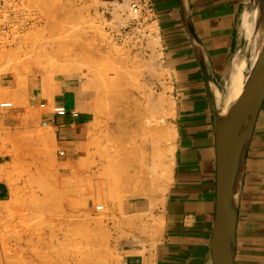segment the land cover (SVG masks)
<instances>
[{"label":"rangeland","instance_id":"rangeland-1","mask_svg":"<svg viewBox=\"0 0 264 264\" xmlns=\"http://www.w3.org/2000/svg\"><path fill=\"white\" fill-rule=\"evenodd\" d=\"M109 1L20 0L23 32L0 34V103L13 104L0 108V179L11 191V199L0 202V264H126V255L155 263L162 223L153 211L159 202L141 220L124 214L121 204L140 193L155 198L171 183H162L150 169L146 174L144 167L139 189H124L137 157L147 158L157 144L170 150L174 139L163 130L171 128L174 110L172 74L154 26L139 37L121 30L132 0ZM254 9L252 0L247 10ZM241 33L250 65L254 40L242 25ZM51 48L63 60L51 56ZM44 67L50 74L43 77L38 70ZM52 74L54 95L60 90L56 82L71 81L95 116L79 152L83 157L73 164L58 154L62 149L46 126L54 99L46 102L43 80ZM161 118L165 123H158ZM147 119L157 134L148 130ZM98 180L113 189L98 192Z\"/></svg>","mask_w":264,"mask_h":264},{"label":"crops","instance_id":"crops-1","mask_svg":"<svg viewBox=\"0 0 264 264\" xmlns=\"http://www.w3.org/2000/svg\"><path fill=\"white\" fill-rule=\"evenodd\" d=\"M151 1L155 13L149 25L155 27L164 62L172 74L175 106L168 120L175 130L172 182L156 198L124 197L121 208L126 215L138 216L159 202L153 211L162 223L154 264H212L210 244L217 199L214 102L216 91L223 93L230 83L238 52L246 55V68L249 65L247 52L243 54L241 25L243 11L252 0ZM54 86L60 89L54 102L79 112L78 117L69 113L46 121L65 151V161L73 164L83 157L79 152L95 116L83 105V97L71 81ZM45 100L48 103L49 97ZM10 195L8 184L0 179V202L9 201ZM125 262L148 261L126 255ZM235 264H264V102L241 175Z\"/></svg>","mask_w":264,"mask_h":264},{"label":"water","instance_id":"water-1","mask_svg":"<svg viewBox=\"0 0 264 264\" xmlns=\"http://www.w3.org/2000/svg\"><path fill=\"white\" fill-rule=\"evenodd\" d=\"M254 1L256 9L260 8L263 14L264 22V0ZM262 39L260 36L255 43L254 55L250 59L249 68L244 72L241 94L226 114L216 108L217 199L210 244L212 264H235L241 175L247 149L264 102Z\"/></svg>","mask_w":264,"mask_h":264},{"label":"bare ground","instance_id":"bare-ground-1","mask_svg":"<svg viewBox=\"0 0 264 264\" xmlns=\"http://www.w3.org/2000/svg\"><path fill=\"white\" fill-rule=\"evenodd\" d=\"M252 2V1H251ZM35 24V23H34ZM242 26L243 28L247 31V36L249 35L250 37H252V39L254 40V48L253 51L255 50V43L257 41V38H259L260 36L263 38L262 40H264V22H263V14L262 12H260V8L259 10L258 9H254V11L252 13H249L248 10H244L243 11V18H242ZM246 36V37H247ZM156 37V36H155ZM153 38V37H152ZM152 40L154 41H157L156 38H153ZM156 43V42H155ZM54 45V44H53ZM53 45H52V48H53ZM58 46V45H57ZM251 46V45H250ZM51 48V49H52ZM53 49H56V48H53ZM51 50L50 51V55L52 56L53 54L56 55L54 56L56 60H63L61 58L60 55H57L58 53H61V51H55V50ZM47 56V55H46ZM52 57V58H54ZM49 59H51L50 57H48ZM64 60H67V59H64ZM53 64V63H51ZM205 65V64H204ZM51 68H54L53 66H51ZM63 68V67H61ZM246 68V62H245V59L242 58V55L238 52L236 57L234 58V61H233V68H232V71H231V80H230V83L228 85V88H227V91L225 92V94L223 93H220L219 91H216V99H215V104H216V107H218L220 110H221V113L222 114H226L229 107L237 100V98L239 97V95L241 94L242 92V89H243V84H244V79H245V76H244V69ZM229 69V68H228ZM44 77V75L49 72L50 74V70L49 69H46V67H44L43 69H39L38 70ZM52 71V70H51ZM68 71H72V68L70 67ZM53 74L50 76L49 75V79L50 80H43V82H45V89H44V94L45 96L47 95L50 99H53V96H54V88L52 86V77ZM35 77V76H34ZM228 78V77H227ZM37 78H33V81H36L37 82ZM160 98V97H159ZM158 98V99H159ZM156 100V99H155ZM159 101V100H157ZM162 101L163 100H160V104L161 106L163 105L162 104ZM5 103H12V102H1L0 103V108L2 104H5ZM157 103V102H156ZM155 104V103H154ZM158 104V103H157ZM156 104V105H157ZM159 104V106H160ZM13 105V104H12ZM154 105V107L156 106ZM164 106V105H163ZM158 108V107H157ZM165 108V107H164ZM169 108V107H168ZM173 108H174V105H173ZM151 110V109H150ZM157 111H159L157 109ZM162 111V109H161ZM156 112V111H155ZM166 112V111H165ZM174 112V110H173ZM151 115H155L154 114V111L153 109L151 110ZM173 114V113H172ZM148 123V126L150 127V129H148L149 131H157V129H154L153 130V127L151 126H154V121L151 120V119H147L146 121ZM162 123H165V119L164 118H161L160 121H158V123L161 124ZM158 125V124H157ZM168 127V126H166ZM146 130V129H145ZM160 130V129H159ZM163 130V129H162ZM165 130V131H164ZM163 132L164 133H168L169 136L175 137V130H173V128L169 127V130L167 129H164ZM147 133V132H146ZM161 133L162 131L160 130V132L158 133V136L161 137ZM157 134V133H156ZM150 136V135H149ZM147 136V137H149ZM165 136V135H164ZM152 137V136H151ZM167 137V136H166ZM42 138H44L42 136ZM156 138V137H155ZM147 139V138H146ZM154 139V138H153ZM169 139V138H168ZM155 140H153V143L151 144L152 146L153 145H156L155 143ZM148 141V140H147ZM150 141V140H149ZM157 141V140H156ZM151 142V141H150ZM174 145H171L170 147V150H166V151H163L162 148L160 147L159 144L156 145V147L152 148L151 149V154L149 153L147 158L140 155L141 156V159L140 157H137L136 159L138 161H134V167H133V171L134 173L132 175L129 174V177L127 179V183L126 185L124 186V189H125V192H131L132 190H136V189H139L140 187V184L139 182H143V179L145 178V173L146 171L148 172V169H150V174L151 175H154L155 173H159V175L161 176L160 177V180L162 181V183H168L172 180V166H173V162H174V154L172 155L173 151H174ZM146 152V151H145ZM143 152V153H145ZM137 153V152H135ZM170 153V154H169ZM147 155V153H145ZM139 155V154H138ZM137 156V155H136ZM81 163H83V160L81 161ZM145 167V168H144ZM147 167V168H146ZM143 168L145 169V173L143 172ZM148 172V173H149ZM147 174V173H146ZM149 174V175H150ZM155 174V175H156ZM145 175V176H144ZM158 175V174H157ZM153 178V177H152ZM157 178V177H156ZM116 179V178H115ZM109 179H107L108 181ZM109 182V181H108ZM152 182V181H151ZM172 182V181H171ZM161 183V182H160ZM144 184V183H142ZM141 184V186H142ZM98 187H97V190L98 192H101L102 190H112L113 188L111 187V183H107V185H104V184H101V181L98 180V183H97ZM150 185V184H148ZM161 186H163V184H161ZM149 187V186H148ZM151 187V186H150ZM149 187V188H150ZM145 188V187H144ZM152 189V188H151ZM145 190V189H143ZM139 191V190H138ZM149 191V190H148ZM143 192V191H141ZM150 192V191H149ZM146 193V191L144 192ZM155 193V192H154ZM162 193V192H161ZM131 194V193H130ZM141 195L139 196H142L143 193H140ZM149 194V193H147ZM150 195V194H149ZM153 195V193H152ZM144 196V195H143ZM156 196V195H155ZM153 197V196H152ZM156 198V197H155ZM151 199V198H149ZM151 201V200H150ZM99 202V200H98ZM98 202L96 201V205L98 204ZM90 204V203H89ZM152 205H154V202L152 203ZM99 207H102L103 208V205H98ZM97 207V206H96ZM150 208H153L150 206ZM97 210V209H96ZM97 211H101V210H97ZM98 213V212H97ZM143 215V214H142ZM142 215H138L136 216V218H138V220L142 219ZM136 220V219H134ZM137 222V221H135ZM140 222V221H139ZM142 222V221H141ZM143 223V222H142ZM141 223V224H142ZM136 223L133 224V227H135ZM138 225V224H137ZM144 226V225H143ZM132 227V228H133ZM137 228V227H136ZM140 228V226H139ZM143 228V227H142ZM135 230V228H134ZM144 230V228H143ZM137 231V230H135ZM140 231V230H139ZM145 231V230H144ZM142 233V232H141ZM137 237V236H136ZM135 237V239H137L139 237V240H140V236H138L137 238ZM134 239V240H135ZM142 239V238H141ZM138 240V239H137ZM136 244V243H135ZM143 245V241H142V244ZM139 250V248H138ZM140 251V250H139ZM143 251V250H141Z\"/></svg>","mask_w":264,"mask_h":264},{"label":"built area","instance_id":"built-area-1","mask_svg":"<svg viewBox=\"0 0 264 264\" xmlns=\"http://www.w3.org/2000/svg\"><path fill=\"white\" fill-rule=\"evenodd\" d=\"M154 13L155 10L151 0H132L129 4V21L121 30H127L126 34L134 37L143 35L147 32L145 28L154 17ZM24 24L25 19L21 11L20 0H0V34L8 37L19 35L23 32ZM32 100L35 101V98ZM39 106L45 108L46 103H40ZM1 107L3 109L12 108V103L2 104ZM52 112L57 117H64L69 113L73 117L79 115L77 111H69L62 102H54ZM58 154L64 156L65 151L59 150ZM96 209L102 210V207L97 206Z\"/></svg>","mask_w":264,"mask_h":264}]
</instances>
